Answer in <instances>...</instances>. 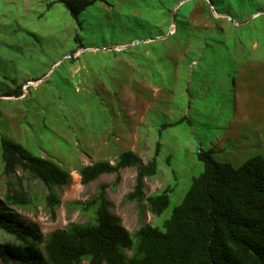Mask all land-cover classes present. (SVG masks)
Segmentation results:
<instances>
[{"label":"rangeland","instance_id":"rangeland-1","mask_svg":"<svg viewBox=\"0 0 264 264\" xmlns=\"http://www.w3.org/2000/svg\"><path fill=\"white\" fill-rule=\"evenodd\" d=\"M216 3L218 10L208 0H96L76 21L59 0H0V140L20 142L71 174L70 183L57 188L53 219L43 200L46 186L18 171L36 196L33 209L16 207L26 223L47 235L90 221L67 203L88 200L115 175L83 184L79 169L113 162L124 149L147 161L158 139L159 172L146 179L145 194L171 187L163 213L124 200L135 168L123 169L108 190L110 210L131 232L143 223L162 227L202 171L201 144L235 166L264 155V0ZM20 85L22 94L8 95ZM184 115L192 124L158 135L162 122ZM7 180L0 141V197ZM15 240L0 229V243Z\"/></svg>","mask_w":264,"mask_h":264},{"label":"trees","instance_id":"trees-1","mask_svg":"<svg viewBox=\"0 0 264 264\" xmlns=\"http://www.w3.org/2000/svg\"><path fill=\"white\" fill-rule=\"evenodd\" d=\"M59 1L79 21L81 12L96 0ZM211 1L217 9L218 0ZM51 5L52 2L48 7ZM14 91L16 94L8 95L22 94L21 85ZM183 122L192 124L185 115L172 122H162L158 135L161 136L163 129ZM0 141L3 173L8 178L5 194L0 197V229L16 239L0 243V259L4 264H83L84 261L88 264H264V155L261 153L235 166L218 160L215 154L219 150L215 147L201 144L197 158L202 162V171L192 179L162 227L143 223L131 232L110 210L108 199V190L115 189L120 182L121 171L136 170L135 184L124 200L146 202L155 215L168 207L171 187L159 194H145L146 179L159 172L162 148L159 139L147 161L134 150L124 149L113 162L97 160L79 169L83 184L103 174L115 175L112 184L101 183L88 200L67 203L68 207L88 215L90 221L73 222L44 235L36 224L26 223L16 210V207L29 210L36 206V196L24 187L23 174L46 186L43 200L53 219L60 204L57 188L69 184L71 174L54 160L35 155L20 142L7 137ZM166 162H170V156ZM18 171L23 174L19 175Z\"/></svg>","mask_w":264,"mask_h":264},{"label":"water","instance_id":"water-1","mask_svg":"<svg viewBox=\"0 0 264 264\" xmlns=\"http://www.w3.org/2000/svg\"><path fill=\"white\" fill-rule=\"evenodd\" d=\"M208 2L210 3V5H211V7L212 8H214L213 7V3H212V1L211 0H208ZM182 4V1L181 2H179L178 4H177V8L180 6ZM175 12L173 13V23L175 22ZM252 17V16H251ZM232 21H234V19L232 18V17H229ZM171 32H169L168 34H170ZM168 34L167 35H165V36H163V38H165L166 36H168ZM157 37H155V38H153V40L154 39H156ZM112 48H114V47H109V48H106V49H112Z\"/></svg>","mask_w":264,"mask_h":264},{"label":"bare ground","instance_id":"bare-ground-1","mask_svg":"<svg viewBox=\"0 0 264 264\" xmlns=\"http://www.w3.org/2000/svg\"><path fill=\"white\" fill-rule=\"evenodd\" d=\"M32 83V82H31ZM37 83V82H36Z\"/></svg>","mask_w":264,"mask_h":264}]
</instances>
